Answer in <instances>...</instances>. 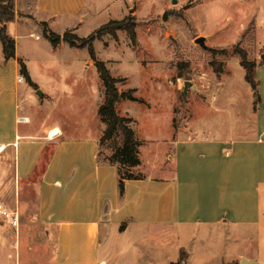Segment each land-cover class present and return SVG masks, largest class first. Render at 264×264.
<instances>
[{
	"label": "crops",
	"instance_id": "1",
	"mask_svg": "<svg viewBox=\"0 0 264 264\" xmlns=\"http://www.w3.org/2000/svg\"><path fill=\"white\" fill-rule=\"evenodd\" d=\"M152 1L15 0L18 15L7 24L15 57L5 58L0 39V202L18 209L21 223L6 224L20 229L33 206L32 185L35 220L55 232L52 264H172L183 254V264H264V56L256 57L264 43L253 51L246 46L249 59L257 61L256 110L250 114L253 89L241 79L248 112L239 118L231 111L224 124L211 118L190 124L173 141L172 154L159 145L158 156L127 166L137 176L125 179L122 193L120 163L99 154L107 127L99 114L105 87L91 57L85 68L97 71L99 129L88 134L86 122L73 128L51 118L55 98L19 50L20 40L30 38L46 39L53 54L67 49V42L53 46L45 38L41 22L58 34L86 37L110 20L130 14L138 19ZM19 59L37 88L22 74ZM34 91L47 94L45 110Z\"/></svg>",
	"mask_w": 264,
	"mask_h": 264
},
{
	"label": "rangeland",
	"instance_id": "2",
	"mask_svg": "<svg viewBox=\"0 0 264 264\" xmlns=\"http://www.w3.org/2000/svg\"><path fill=\"white\" fill-rule=\"evenodd\" d=\"M263 5L260 0H153L139 11L136 44L121 30L116 37L106 34L95 40L98 57L120 79L119 90L135 89L132 94L139 99H120L117 112H128L133 118L140 160L158 156L159 145L172 154L173 141L185 136L190 124L198 127L210 118L224 124L231 111L239 118L248 112V97L242 89V81H246L235 47L246 50L248 46L253 51L264 43ZM166 12L169 16L164 20ZM199 37L205 38V46L196 41ZM19 43L39 84L55 98L51 118L73 128L86 122L91 129L88 134L98 130L95 109L100 92L97 71L85 68L90 59L88 49L77 52L67 45L53 54L46 39ZM263 56L264 49L256 51L257 60ZM220 67L223 72L218 75L215 70ZM33 93L42 105L40 109L45 110L47 94L40 97L37 91ZM257 104L253 91L250 114ZM82 133L70 135H85ZM122 143L120 131L101 140V160L118 161ZM127 166L120 164L121 174L137 176ZM28 187L33 206L24 213L20 229L0 221V264H52L55 232L35 220L36 192L32 185Z\"/></svg>",
	"mask_w": 264,
	"mask_h": 264
},
{
	"label": "trees",
	"instance_id": "3",
	"mask_svg": "<svg viewBox=\"0 0 264 264\" xmlns=\"http://www.w3.org/2000/svg\"><path fill=\"white\" fill-rule=\"evenodd\" d=\"M17 15L18 13L16 11L15 0H0V23L2 25L0 29V39L3 45L5 58L7 60L16 56V42L15 39L8 34L7 24L14 21L17 18ZM137 24L138 19L136 16L130 14L120 20H110L109 22L101 25L87 37H79L72 31H67L64 34H58L49 27L47 22H41L43 34L53 46H58L62 42H67L71 47L88 49L90 57L95 63L105 87V99L99 108V114L102 120L106 123L107 127L101 139L102 141L108 140L113 137L116 131H120L123 136V143L118 147V162L121 165L129 166L137 165L140 162V141L137 139L135 130L131 126L133 118L127 115H120L117 112L116 104L120 99H128L131 101H138L139 99L132 94L135 89H131L127 92H121L119 90L117 84L120 79L113 76L106 63L98 57L94 47V42L97 39H101L106 34L116 37L117 31L124 30L128 33L132 43L136 44ZM235 52L239 54L241 65L245 69V79L251 85L259 101L258 80L256 78L257 61L250 60L245 49L235 47ZM19 62L21 65V72L25 76L27 82H29L31 86L37 88L38 86L32 81L24 61L19 59ZM215 71L218 75H221L223 69L220 67ZM119 172V187L122 193L124 190L125 179L134 178L135 176L132 174L122 175L120 168ZM184 260L185 255L183 254L178 262H174L172 264H183Z\"/></svg>",
	"mask_w": 264,
	"mask_h": 264
},
{
	"label": "built area",
	"instance_id": "4",
	"mask_svg": "<svg viewBox=\"0 0 264 264\" xmlns=\"http://www.w3.org/2000/svg\"><path fill=\"white\" fill-rule=\"evenodd\" d=\"M23 81V77H19ZM0 221L9 223L12 227L18 228L21 223V213L18 209H10L0 202Z\"/></svg>",
	"mask_w": 264,
	"mask_h": 264
},
{
	"label": "water",
	"instance_id": "5",
	"mask_svg": "<svg viewBox=\"0 0 264 264\" xmlns=\"http://www.w3.org/2000/svg\"><path fill=\"white\" fill-rule=\"evenodd\" d=\"M168 16H169V13L166 12V13L163 15V19H164V20H167ZM196 41H197L198 43H200L202 46H205V38H204V37H199V38L196 39Z\"/></svg>",
	"mask_w": 264,
	"mask_h": 264
}]
</instances>
